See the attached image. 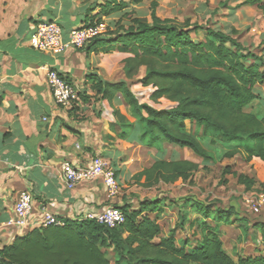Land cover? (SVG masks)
<instances>
[{
    "label": "trees",
    "instance_id": "1",
    "mask_svg": "<svg viewBox=\"0 0 264 264\" xmlns=\"http://www.w3.org/2000/svg\"><path fill=\"white\" fill-rule=\"evenodd\" d=\"M249 4H256L264 15L260 0L243 5ZM119 7L120 3L115 10ZM154 7L152 4L150 23L124 14L112 30L107 27L102 37L93 40L107 45L103 53L121 57L126 77L144 67L145 76L139 84L152 88L151 100L170 104L156 108L141 103L125 82L109 84L90 78L96 96L108 102L117 96L129 111L130 121L121 110L113 112L119 139L132 134L130 140L157 150L168 143L187 149L203 163L214 160L205 144L227 145L232 149L225 157L239 155L245 163L253 159L264 163V117L257 118L246 110L251 103L261 101L255 89L264 83V50L242 44L234 38L237 33L233 29L225 32L188 19L162 20ZM196 170L197 165L187 160H159L131 180L144 187L182 183ZM237 182L254 185L242 175ZM182 203L176 204L177 223L168 237L160 238V226L148 215L163 201L145 200L138 209L126 204L117 207L124 222L115 228L83 220L33 228L0 250V264H111L109 256L113 264H264V223L256 222L250 228L254 240L261 244L258 253L233 260L218 234L220 225L231 223L232 212L190 200ZM193 212L200 214L201 221L190 220ZM205 220L216 224L207 226ZM186 225L200 234L194 245L175 239L176 229Z\"/></svg>",
    "mask_w": 264,
    "mask_h": 264
},
{
    "label": "crops",
    "instance_id": "2",
    "mask_svg": "<svg viewBox=\"0 0 264 264\" xmlns=\"http://www.w3.org/2000/svg\"><path fill=\"white\" fill-rule=\"evenodd\" d=\"M119 3L122 7L116 11ZM252 5L256 4L245 6ZM134 11V18L147 20L140 3L133 0H0V250L29 231L6 225L21 192L32 198L33 217L47 211L62 222L81 221L88 212L122 204L117 196L107 198L99 179L68 190L61 175L63 162L83 167L101 156L115 170L119 184L124 169L131 175L142 171L129 168L132 152L140 146L130 140L132 134L119 139L113 116L115 110L127 116L128 109L117 96L110 102L100 99L91 87L92 77L103 83H127L121 57L103 53L107 45L96 41L57 56L28 44L38 22L58 24L66 39L72 29L99 20L112 30L124 14ZM48 68L78 88V106L65 109L54 103L46 85ZM256 242L254 251L261 248Z\"/></svg>",
    "mask_w": 264,
    "mask_h": 264
},
{
    "label": "rangeland",
    "instance_id": "3",
    "mask_svg": "<svg viewBox=\"0 0 264 264\" xmlns=\"http://www.w3.org/2000/svg\"><path fill=\"white\" fill-rule=\"evenodd\" d=\"M246 1L249 0H156V2L142 0L140 12L143 14L145 11L146 21L150 23V11L153 4L155 15L162 20L183 22L188 19L192 23L219 28L225 32L233 29L237 33L234 38L244 42L245 45L250 44L259 49L261 45H264V15L256 5H243ZM262 2L264 7V0ZM135 13V11L131 12L132 17ZM135 17L142 19V16L136 15ZM124 20L126 23L127 19ZM144 76V67L132 72L129 77L125 76L126 84L138 100L156 108L169 106L166 100L150 99L152 88H145L139 84ZM255 90L261 97V101L251 103L246 110L257 118H262L264 117V83L257 86ZM127 117H130L129 111ZM192 130L195 131L194 126ZM138 146L140 147L134 149L131 156L129 168L132 171L138 172L148 168L153 162L159 160H187L196 164L197 170L186 182L159 183L153 187H144L133 184L131 180L133 175L124 169L119 177L120 188L117 198L122 199L119 207L126 204L132 206L133 209H138V204L145 200L163 201L156 212H148L149 217L156 219L161 228L160 238L168 237L170 231L175 228L178 212L176 204L182 205L184 200L207 204L208 208H214V210L218 208L231 211L229 217L231 223L220 225L218 232L224 251L233 260H236L238 256H254L258 253V250L254 251V246H258V243L254 240L255 237L250 228L256 222L264 223V203L257 214L253 213L251 208L259 196L264 198V163L255 159L245 163L239 155H234L232 158L225 157L232 147L220 144L215 147L205 144L206 149L214 156L212 162L206 163L187 149H180L168 143H162L160 150L148 147L142 149L145 146L141 144ZM239 175L252 180L254 185L239 184L237 182ZM199 216L200 214L193 212L190 220L197 218L201 221ZM205 222L207 226L216 224L214 220H205ZM245 228L248 231L245 232ZM174 235L176 241L189 240L193 245L200 239L198 231L195 228H188L187 225L181 230L176 229ZM109 257L113 264V258Z\"/></svg>",
    "mask_w": 264,
    "mask_h": 264
},
{
    "label": "built area",
    "instance_id": "4",
    "mask_svg": "<svg viewBox=\"0 0 264 264\" xmlns=\"http://www.w3.org/2000/svg\"><path fill=\"white\" fill-rule=\"evenodd\" d=\"M106 32V23L99 20L72 29L64 39L58 24L42 21L31 28L28 44L33 50L57 56L69 49L81 50ZM46 85L57 106L71 109L80 104L81 95L78 88L54 69H47ZM60 169L63 182L68 190L74 189L80 183L99 179L104 185L108 199L115 198L119 194L120 187L116 172L101 156L92 157L90 163L83 167H74L69 162H63ZM32 202L28 192L19 193L13 205V215L6 225L17 230L63 225L62 221L47 211L33 217ZM263 203V196H259L252 204V212L259 213V208ZM82 220L94 221L108 228H115L124 222V214L115 206H107L95 212L86 213Z\"/></svg>",
    "mask_w": 264,
    "mask_h": 264
}]
</instances>
